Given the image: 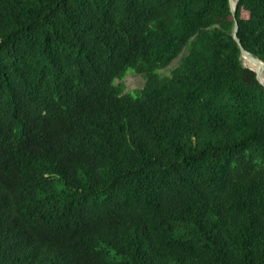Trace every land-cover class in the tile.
I'll return each mask as SVG.
<instances>
[{
	"label": "trees",
	"instance_id": "obj_1",
	"mask_svg": "<svg viewBox=\"0 0 264 264\" xmlns=\"http://www.w3.org/2000/svg\"><path fill=\"white\" fill-rule=\"evenodd\" d=\"M235 20L264 62V0ZM233 24L228 0H0V264H264Z\"/></svg>",
	"mask_w": 264,
	"mask_h": 264
},
{
	"label": "water",
	"instance_id": "obj_2",
	"mask_svg": "<svg viewBox=\"0 0 264 264\" xmlns=\"http://www.w3.org/2000/svg\"><path fill=\"white\" fill-rule=\"evenodd\" d=\"M238 0H228L229 3V8H230V12L232 14V17L234 19V24H233V28H232V38L234 40V42L237 44L239 51H240V58L242 60L243 57H246L249 61H251L252 63L256 64V65H260L264 67V62L259 60L258 58L254 57L252 54H250L249 52H247L244 47L242 46L240 39L237 37V32H238V24L237 21L235 20V10H236V5H237ZM243 64V62H242ZM243 66H245L243 64ZM246 67V66H245ZM250 70L254 71L252 68L247 67ZM256 74V78L258 80V82L264 86V82L261 81L260 79V74L262 73L261 71H254Z\"/></svg>",
	"mask_w": 264,
	"mask_h": 264
},
{
	"label": "rangeland",
	"instance_id": "obj_3",
	"mask_svg": "<svg viewBox=\"0 0 264 264\" xmlns=\"http://www.w3.org/2000/svg\"><path fill=\"white\" fill-rule=\"evenodd\" d=\"M176 61L177 60H175L169 67L164 70L165 74H167L168 70L176 64ZM261 74L264 76V70H262ZM143 83L144 78L142 77V75L129 71L124 79L125 92L139 89L143 86Z\"/></svg>",
	"mask_w": 264,
	"mask_h": 264
},
{
	"label": "bare ground",
	"instance_id": "obj_4",
	"mask_svg": "<svg viewBox=\"0 0 264 264\" xmlns=\"http://www.w3.org/2000/svg\"><path fill=\"white\" fill-rule=\"evenodd\" d=\"M242 62L243 64L246 66V67H250L252 68L254 71H261L264 70V67L263 66H260V65H256L254 63H252L251 61H249L246 57H243L242 58ZM260 76L262 78H264V76L262 74H260Z\"/></svg>",
	"mask_w": 264,
	"mask_h": 264
}]
</instances>
